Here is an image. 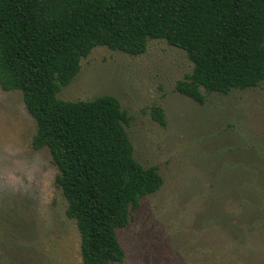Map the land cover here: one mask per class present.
Returning <instances> with one entry per match:
<instances>
[{"label":"rangeland","instance_id":"374dc122","mask_svg":"<svg viewBox=\"0 0 264 264\" xmlns=\"http://www.w3.org/2000/svg\"><path fill=\"white\" fill-rule=\"evenodd\" d=\"M191 70L164 40L136 56L96 46L57 93L117 97L134 157L163 177L117 229L125 259L115 264H264V80L227 94L201 87L199 104L175 90ZM35 130L21 92L0 88V264H82L57 168L31 146Z\"/></svg>","mask_w":264,"mask_h":264},{"label":"trees","instance_id":"16d2710c","mask_svg":"<svg viewBox=\"0 0 264 264\" xmlns=\"http://www.w3.org/2000/svg\"><path fill=\"white\" fill-rule=\"evenodd\" d=\"M151 39L185 52L192 70L175 90L199 104L205 93L264 80V0H0V88L20 91L35 120L31 146L46 148L57 168L82 264L124 261L117 229L163 177L134 157L117 97L71 101L57 93L94 47L136 56ZM152 117L165 124L160 106Z\"/></svg>","mask_w":264,"mask_h":264}]
</instances>
